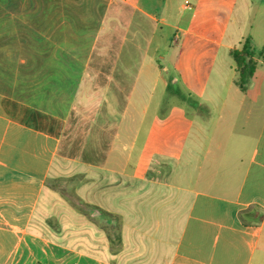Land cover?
Wrapping results in <instances>:
<instances>
[{
	"label": "crops",
	"instance_id": "0c3cea01",
	"mask_svg": "<svg viewBox=\"0 0 264 264\" xmlns=\"http://www.w3.org/2000/svg\"><path fill=\"white\" fill-rule=\"evenodd\" d=\"M0 3V264H264V84L252 94L257 68L242 92L232 56L245 42L264 49V0ZM169 31L183 41L172 59L183 87L142 136L143 70L168 90L148 53ZM94 84L127 102L112 110L119 121L98 163L160 184L162 200L125 203L119 189L112 204L71 206L62 232L36 236L28 229L72 102L99 98Z\"/></svg>",
	"mask_w": 264,
	"mask_h": 264
},
{
	"label": "trees",
	"instance_id": "16d2710c",
	"mask_svg": "<svg viewBox=\"0 0 264 264\" xmlns=\"http://www.w3.org/2000/svg\"><path fill=\"white\" fill-rule=\"evenodd\" d=\"M232 56L237 65L235 84L242 92H246L254 78L259 60L262 59L264 63V49L257 55L249 43L245 42L240 50L232 52ZM119 189L125 193V203L155 204L162 200L163 188L160 184L121 177L105 170L98 161L84 158L73 160L63 157L59 152L50 167L44 191L28 230L36 236L45 235L47 238L51 233L59 234L63 231V219L67 209L98 202L110 205ZM105 214L111 215L108 212ZM54 218L56 222L53 221Z\"/></svg>",
	"mask_w": 264,
	"mask_h": 264
},
{
	"label": "rangeland",
	"instance_id": "374dc122",
	"mask_svg": "<svg viewBox=\"0 0 264 264\" xmlns=\"http://www.w3.org/2000/svg\"><path fill=\"white\" fill-rule=\"evenodd\" d=\"M127 15H130L127 12ZM131 18V16H130ZM123 22V21H121ZM121 28L128 29V23L120 24ZM140 26H143L141 23ZM176 43L183 45V41L177 40L173 37V33L169 31L168 37L162 42L161 47L156 51V42L154 40L153 51L150 54L151 61L154 65L163 66V76L169 83L168 90L163 86L162 80L159 78V74L155 69L149 68L143 70L142 81L144 82L147 93L152 92L149 98V114L144 120L142 126L143 132L150 126V123L156 113L160 112L164 106L170 108V106L176 103V93L181 84H178V78L174 75V69L172 59H177L184 47L179 48ZM148 47V46H147ZM262 50L257 52V55L261 54ZM203 52L195 51L193 58L198 59L199 55ZM139 61L142 58L139 56ZM162 68V67H161ZM158 66V71L161 69ZM258 67V74L256 75L255 85L252 88V94L258 93L260 86L264 84V70ZM101 72H107L112 74L111 69H100ZM162 70V69H161ZM139 71V69H138ZM258 80V81H257ZM99 87V98L92 95V99H78L73 100V111L68 117V128L64 133V139L60 147V154L63 157L73 160H80L84 158L89 161L102 162L106 157L108 151H110L113 139L115 136V126L118 123V116L112 115L114 108H123L127 102L114 101L111 99L113 93V86L110 85H91V92L97 91L96 87ZM105 86V88L103 87ZM103 90V91H102ZM103 92V93H102ZM108 93V94H107ZM105 97H110L107 99ZM162 106V107H161ZM143 140V138H142ZM104 162V161H103ZM71 197V196H70ZM73 197V196H72ZM42 250L45 248L41 247Z\"/></svg>",
	"mask_w": 264,
	"mask_h": 264
}]
</instances>
